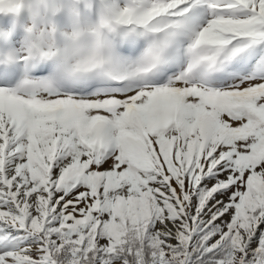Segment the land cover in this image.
Segmentation results:
<instances>
[{
  "label": "snow or ice",
  "instance_id": "obj_1",
  "mask_svg": "<svg viewBox=\"0 0 264 264\" xmlns=\"http://www.w3.org/2000/svg\"><path fill=\"white\" fill-rule=\"evenodd\" d=\"M0 264H264V0H0Z\"/></svg>",
  "mask_w": 264,
  "mask_h": 264
}]
</instances>
